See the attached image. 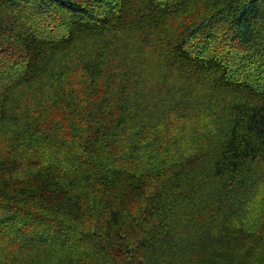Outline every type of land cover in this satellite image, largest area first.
Instances as JSON below:
<instances>
[{
	"label": "trees",
	"instance_id": "16d2710c",
	"mask_svg": "<svg viewBox=\"0 0 264 264\" xmlns=\"http://www.w3.org/2000/svg\"><path fill=\"white\" fill-rule=\"evenodd\" d=\"M0 264H264V0H0Z\"/></svg>",
	"mask_w": 264,
	"mask_h": 264
}]
</instances>
